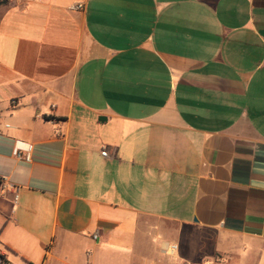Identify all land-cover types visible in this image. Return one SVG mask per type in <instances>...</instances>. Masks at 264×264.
<instances>
[{
  "label": "crops",
  "instance_id": "crops-1",
  "mask_svg": "<svg viewBox=\"0 0 264 264\" xmlns=\"http://www.w3.org/2000/svg\"><path fill=\"white\" fill-rule=\"evenodd\" d=\"M1 180L13 264H264V0H7Z\"/></svg>",
  "mask_w": 264,
  "mask_h": 264
},
{
  "label": "built area",
  "instance_id": "built-area-1",
  "mask_svg": "<svg viewBox=\"0 0 264 264\" xmlns=\"http://www.w3.org/2000/svg\"><path fill=\"white\" fill-rule=\"evenodd\" d=\"M81 8V5H77L75 7V9H79ZM33 150H34V146L33 145H27V147L25 148V150H23L22 153H20L18 150H15L14 151V154L22 159L24 162L26 163H31V161L33 160ZM101 154L103 156H106L107 155V152L105 150H103L101 152ZM0 193L2 195H7V194H10L12 195V202L14 204L17 203L18 199H19V188L16 186V185H13L11 183H9L8 181L6 180H1L0 182ZM97 235H93L92 238L93 239H97ZM176 245H172L169 247V253H171L172 251H174L176 249ZM0 264H13L7 257V253L2 251L0 249ZM203 264H211V263H203Z\"/></svg>",
  "mask_w": 264,
  "mask_h": 264
},
{
  "label": "water",
  "instance_id": "water-1",
  "mask_svg": "<svg viewBox=\"0 0 264 264\" xmlns=\"http://www.w3.org/2000/svg\"><path fill=\"white\" fill-rule=\"evenodd\" d=\"M6 2H7V0H1L0 5L5 4Z\"/></svg>",
  "mask_w": 264,
  "mask_h": 264
},
{
  "label": "trees",
  "instance_id": "trees-1",
  "mask_svg": "<svg viewBox=\"0 0 264 264\" xmlns=\"http://www.w3.org/2000/svg\"><path fill=\"white\" fill-rule=\"evenodd\" d=\"M1 1V0H0Z\"/></svg>",
  "mask_w": 264,
  "mask_h": 264
}]
</instances>
